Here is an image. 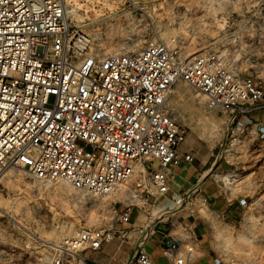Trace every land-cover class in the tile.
I'll use <instances>...</instances> for the list:
<instances>
[{
    "label": "built area",
    "instance_id": "obj_1",
    "mask_svg": "<svg viewBox=\"0 0 264 264\" xmlns=\"http://www.w3.org/2000/svg\"><path fill=\"white\" fill-rule=\"evenodd\" d=\"M232 37L218 40L228 44ZM234 53L211 45L189 57L176 36L137 52L102 55L92 36L73 25L65 0H0V179L9 169L27 168L40 182L114 197L109 225L78 228L52 246L49 264H88L84 252L100 251L118 237L130 240L129 233L140 237L126 264H154L145 249L153 224L191 208L195 199L168 196L172 170L193 160L180 151L187 130L171 107L175 86L185 82L207 97L209 110L228 113L232 135L257 134L252 115L264 110V67L261 75L245 76ZM239 140L235 136L231 145ZM237 174L217 168L212 176L222 189ZM203 203L209 207L208 198ZM134 209L145 217L141 226L132 222ZM6 224L10 239L16 219ZM163 254L172 264L200 258L191 233Z\"/></svg>",
    "mask_w": 264,
    "mask_h": 264
},
{
    "label": "rangeland",
    "instance_id": "obj_2",
    "mask_svg": "<svg viewBox=\"0 0 264 264\" xmlns=\"http://www.w3.org/2000/svg\"><path fill=\"white\" fill-rule=\"evenodd\" d=\"M222 1L65 0V5L69 6L68 16L73 25L92 36L102 55H109L106 50L110 47L137 46L139 51L148 42L180 36L189 57L211 45L221 48L226 45L235 50L232 61L245 76L261 75L264 0H251V6L248 0ZM225 33L234 34V40L228 44L219 41ZM122 38H125L124 45L120 42ZM170 100H179L181 105L200 100L206 115L219 111L230 122L228 113L209 110L207 97L185 82L175 86ZM177 111L179 124L187 128L186 118L193 113L186 112L184 107ZM227 124L206 120L203 125L206 134L220 141L222 168L238 173L237 181L220 190L225 201L240 206L241 215L233 223L220 220L203 201L199 202V213L210 223L211 249L224 264H264V143L259 139L253 141L256 135L245 138L239 131V135H232ZM235 136L240 140L231 145ZM9 170L0 179V198L14 206L9 214H17V219L43 241L29 235L18 224L9 239L5 226L10 217L3 219L1 211L4 222L0 223V264L9 260L49 264L55 254L49 243L63 245L78 228L106 227L113 218L110 205L114 197L89 196L65 182H40L27 168ZM211 179L216 184L213 176Z\"/></svg>",
    "mask_w": 264,
    "mask_h": 264
},
{
    "label": "crops",
    "instance_id": "obj_3",
    "mask_svg": "<svg viewBox=\"0 0 264 264\" xmlns=\"http://www.w3.org/2000/svg\"><path fill=\"white\" fill-rule=\"evenodd\" d=\"M171 107L177 113V109L186 108V112L193 113L187 117V130L185 141L180 146L182 154H191V162L183 161L172 170L170 191L168 196L190 194L194 199L191 208L174 210L163 218L156 220L150 238L145 243V249L152 257L154 264H172L169 257L163 254V249L173 240L186 239L189 233L197 241L200 258L197 264H224L223 260L211 249V226L208 220L199 213V202L203 198L209 199V208L220 220H228L233 223L238 221L241 215L240 206L237 203L225 201L221 190L211 179V172L221 166L220 141L204 132L206 120L213 123H227L229 132L232 129L228 117L215 111L206 115L204 103L199 100L188 101L181 105L179 100H170ZM253 128L257 130L256 138L264 143V110L252 115ZM182 126V125H181ZM229 126V127H228ZM183 127V126H182ZM216 168V169H217ZM145 217L139 210L132 211V222L138 226L144 224ZM129 225L128 227H130ZM121 228V225L119 226ZM130 240L116 238L105 244L100 251L88 250L84 252L88 264H126L131 258L133 243L140 237L133 233L128 234Z\"/></svg>",
    "mask_w": 264,
    "mask_h": 264
},
{
    "label": "bare ground",
    "instance_id": "obj_4",
    "mask_svg": "<svg viewBox=\"0 0 264 264\" xmlns=\"http://www.w3.org/2000/svg\"><path fill=\"white\" fill-rule=\"evenodd\" d=\"M67 4V3H66ZM71 10H73L72 8H71ZM75 10V9H74ZM66 11H67V14L69 13V12H71V11H69V6L67 7L66 6ZM75 12V11H74ZM132 32V31H131ZM120 42L122 43V45H124V43H125V38L123 39H121L120 40ZM137 42V41H136ZM126 44V43H125ZM134 44V43H133ZM138 44V43H137ZM133 47V46H132ZM130 47V46H127V47H117V48H112V47H110V48H107V50H106V53L107 54H109V55H111V54H115V53H129L128 51L129 50H132L133 52H136L137 50V46H135V47ZM140 50V49H139ZM11 170H9L8 171V173L10 172ZM66 184H68V183H66ZM67 186V185H66ZM14 206H12L10 203H6L4 200H2L1 198H0V212L1 213H3L2 214V216L3 215H5V216H7V217H10V218H12V219H16V222H17V224L22 228V229H24L25 230V232H27L29 235H31L32 237H34L35 239L37 238V239H39V240H42L43 241V239H41V237H37V236H35V235H33L32 234V232H30L29 231V228L25 225V224H23V222H21L20 220H18L17 219V214H14V216H11L9 213H10V211H11V209L13 208ZM30 236V237H31ZM31 237V238H32ZM47 242V241H46ZM49 243V242H48ZM50 245H52V246H58L57 244H52V243H49ZM42 264H43V262H42Z\"/></svg>",
    "mask_w": 264,
    "mask_h": 264
}]
</instances>
